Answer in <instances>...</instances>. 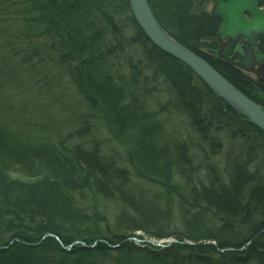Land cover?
Segmentation results:
<instances>
[{
  "label": "trees",
  "instance_id": "trees-1",
  "mask_svg": "<svg viewBox=\"0 0 264 264\" xmlns=\"http://www.w3.org/2000/svg\"><path fill=\"white\" fill-rule=\"evenodd\" d=\"M17 1H22L20 21L31 22L27 31L18 24L24 43L37 34L50 36L56 64L75 77L86 104L102 115L127 149L121 157L113 149L110 154L101 152L97 143L74 144L75 135L87 136L88 131L82 135L84 128L71 131L70 144L65 145L37 141L0 123V223L6 218L11 229L8 239L0 238L5 247L0 249V264H264V175L251 168L254 149L241 151L224 172H210L204 181L191 155L192 145L170 133L164 136L155 110L147 113L133 96L125 97L126 91L147 83V77L141 82L139 66L125 54L129 81L124 94V85H116L109 71L112 64L98 72L97 62L125 53L126 46L145 44V56L168 78L177 106L203 141L215 142V121L235 126L244 137L252 132L262 142L264 131L216 95L188 66L156 48L136 22L129 0ZM210 1L149 0L160 24L176 40L264 108V100L254 93L259 91L256 80L212 53L218 47L220 21L207 9ZM7 3L0 0V8ZM122 19L129 22L131 40L137 38L133 45L124 39ZM42 41L49 50L48 41ZM32 42L35 49H42L38 41H31L29 50H34ZM105 72L108 76L96 77ZM102 77L106 79L100 81ZM215 144L220 148L219 141ZM13 170L38 174L39 179L11 178ZM131 179H142L147 186ZM84 193L118 203L111 224L101 226L102 215L76 206L73 196L84 199ZM173 197L178 200L176 212ZM140 231L179 242L163 249L143 247L132 241L143 236ZM46 233L57 237L40 240ZM76 241L82 243L66 248Z\"/></svg>",
  "mask_w": 264,
  "mask_h": 264
},
{
  "label": "rangeland",
  "instance_id": "rangeland-1",
  "mask_svg": "<svg viewBox=\"0 0 264 264\" xmlns=\"http://www.w3.org/2000/svg\"><path fill=\"white\" fill-rule=\"evenodd\" d=\"M18 2L21 4L22 1ZM10 6L7 3L0 8V123L6 122V125L13 130H21L22 135L27 137L30 135L37 141L53 144L63 141L65 145L70 144V138L67 136H72L71 131L84 128L82 135L86 136L84 132L88 131L87 136L81 138L75 135L76 140L73 141L74 144L86 140L83 142L85 146H95V143H97L101 152L110 154L109 150L113 149V151H116V154L120 153L122 157L127 149L126 144L120 145L118 143L119 140L114 137L100 117L102 115L99 116L92 109V106L90 107L88 103L86 104L84 94L79 89L75 77L68 73L65 66L60 67L56 64L55 59H57V56L56 52L51 48L50 36L44 33L37 34L33 38L30 36L31 39L29 38L25 43L24 39L23 42H17L18 24H23V27L27 31L26 28L31 25V22L24 23L20 21V10L12 16L14 6ZM212 8L213 2L210 1L207 9L211 10ZM128 23L125 19H122L121 27L127 32L124 36V39L127 37L125 41L133 45L135 43L134 40L137 38L134 36L131 40L133 32ZM40 40L48 41L50 52L46 46L40 43ZM31 41H38L43 46L42 49L40 51L35 49L32 42L34 50H29L28 44ZM140 45L126 46L128 50H124L123 52L125 53L117 52L112 57L100 59L97 62L99 66V71H97L107 70L112 64L109 71L113 72L112 75L115 78L114 83L116 85H124L125 88L122 90L124 93L126 84L129 81L128 72L125 68V61H127L125 54L129 55V59H132L139 66V71L142 75L141 82L147 81V83L146 85H140L139 90L137 88L133 89L131 86L134 92L129 93L126 91L125 97L133 96L139 108H144L147 113L155 110L153 114L156 117L157 123L161 125V128H164V136L170 133L174 139H179V142L185 141L189 145H192L193 151L191 155H193L195 164L199 170V176L204 181L210 172H224L233 163V157L242 154L241 151L247 149L249 146L255 152V159L251 162L252 170L260 175H264V142L256 138L252 132L244 137L238 133L239 131L235 126L229 124L225 126L222 123H218V121L213 123L217 127L212 131L217 136L215 142L208 143L203 141L198 135L196 128L191 125L184 111L177 106L168 78L161 69L158 71V68H154L151 58L149 59L145 56L146 52L143 50L145 44ZM102 61H105V64ZM10 67L13 71L10 70ZM257 68L258 66H256ZM254 73L251 72L250 75L255 80L257 79L256 82L259 89L258 92L254 93L264 100V86L258 83L259 77ZM108 74V72L97 73L96 77L98 78L100 75L108 76ZM145 77H147V80L144 81ZM105 79V77H102L100 81ZM120 135L121 139H126L124 134ZM216 141L221 143L220 148L215 144ZM125 167H127L126 163ZM9 175L11 178H20L27 181L39 179L37 177L38 174L27 176L17 170H13ZM177 181L174 180L173 182ZM195 181L197 182V180ZM131 182H138L141 186H147L142 183V179H133ZM150 187H153L152 189H156V191H159L158 188L161 189L158 186L157 188L154 186ZM83 196L86 197L81 199L73 196L77 198L75 201L76 206L80 209L102 215L104 223L102 220L101 226H105L106 222L109 224L113 222L118 208L116 201H109L94 194L89 195L84 193ZM172 199L173 203H175L174 208L176 212L178 211V200L174 197ZM210 220L213 221V218L210 217ZM12 221L14 222V219ZM177 224L180 225L179 222ZM138 233L143 236L133 237L134 240L132 239V241L143 247L150 246L148 248L163 249L179 242L174 237L158 239L141 231ZM10 234L11 229L5 218L4 222L0 223V238L8 239ZM14 240L17 239H13L12 242ZM98 241L101 240H97L96 242ZM79 243H82V241H76L66 248L70 250L71 247ZM188 243L194 245L191 241H188ZM206 243L214 244L212 242ZM2 248H5L3 244L0 245V249ZM229 249L231 250L232 248ZM224 250L226 249H222L221 251ZM49 259L47 258V260Z\"/></svg>",
  "mask_w": 264,
  "mask_h": 264
},
{
  "label": "water",
  "instance_id": "water-1",
  "mask_svg": "<svg viewBox=\"0 0 264 264\" xmlns=\"http://www.w3.org/2000/svg\"><path fill=\"white\" fill-rule=\"evenodd\" d=\"M211 1V14L220 21L216 39L221 41L212 53L242 71L255 72L256 66L264 64V10L260 9V0ZM130 4L136 22L153 45L185 63L216 95L264 131V109L260 104L170 35L156 18L149 0H130ZM239 38L243 39L241 49L236 47Z\"/></svg>",
  "mask_w": 264,
  "mask_h": 264
},
{
  "label": "bare ground",
  "instance_id": "bare-ground-1",
  "mask_svg": "<svg viewBox=\"0 0 264 264\" xmlns=\"http://www.w3.org/2000/svg\"><path fill=\"white\" fill-rule=\"evenodd\" d=\"M7 2H8V4H10L11 6H14L13 7V11H12V16L13 15H15V13L17 12V11H19L20 9H21V4H20V2H18L17 0H7ZM129 2H130V0H129ZM212 2V1H211ZM214 4V3H213ZM260 9H262V10H264V8L262 7L263 5H262V0H260ZM10 6V7H11ZM130 7H131V4H130ZM132 10V9H131ZM14 38V37H13ZM18 38H25V35H24V32L23 31H18V34H17V36H16V39H18ZM239 39H241V40H243L242 38H239ZM239 39H238V41H239ZM17 42H22V40H20V39H18V41ZM179 42V41H178ZM182 45H184L183 43H181ZM155 46V45H154ZM156 48H158L159 50H161V51H163L164 53H166L163 49H161V48H159V47H157V46H155ZM196 55H198V56H200L201 58H203L201 55H199L198 53H196V52H194ZM171 56V55H170ZM212 56H214V55H212ZM216 56V55H215ZM217 57V56H216ZM218 58V57H217ZM176 59V58H175ZM203 59H205V58H203ZM219 59V58H218ZM178 60V59H177ZM206 60V59H205ZM221 60V59H220ZM180 61V60H179ZM183 63V62H182ZM185 64V63H184ZM186 65V64H185ZM187 66V65H186ZM10 70L11 71H13V69L10 67ZM218 71V70H217ZM195 73V72H194ZM225 77V76H224ZM226 78V77H225ZM240 90V89H239ZM243 92V91H242ZM244 93V92H243ZM221 98V97H220ZM222 99V98H221ZM224 100V99H223ZM38 221H43L42 220V218L41 217H38ZM47 237H57V236H55L54 234H52V233H46V234H44L42 237H41V239L40 240H42V239H45V238H47ZM170 246V245H169Z\"/></svg>",
  "mask_w": 264,
  "mask_h": 264
},
{
  "label": "flooded vegetation",
  "instance_id": "flooded-vegetation-1",
  "mask_svg": "<svg viewBox=\"0 0 264 264\" xmlns=\"http://www.w3.org/2000/svg\"><path fill=\"white\" fill-rule=\"evenodd\" d=\"M215 40L218 42V47L216 49L212 50V51L218 50L219 49V46L221 44V41H218L216 38H215ZM241 45H242V40L239 39V41H237L236 47H238V49L239 48L241 49ZM263 49H264V43H263ZM254 74L255 75H258V77L260 79L259 80L260 81L259 83L262 84V85H264V64L259 65L258 68L255 70V73Z\"/></svg>",
  "mask_w": 264,
  "mask_h": 264
}]
</instances>
